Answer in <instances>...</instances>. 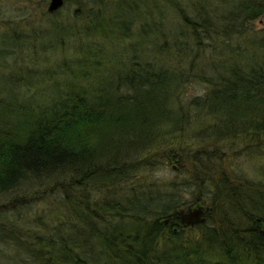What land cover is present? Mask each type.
<instances>
[{
    "label": "trees",
    "instance_id": "16d2710c",
    "mask_svg": "<svg viewBox=\"0 0 264 264\" xmlns=\"http://www.w3.org/2000/svg\"><path fill=\"white\" fill-rule=\"evenodd\" d=\"M45 2L41 23L0 10V195L59 213L33 236L0 213V264H264V182L218 159L264 157V0ZM162 159L180 181L132 184ZM209 188L183 228L181 190Z\"/></svg>",
    "mask_w": 264,
    "mask_h": 264
},
{
    "label": "rangeland",
    "instance_id": "374dc122",
    "mask_svg": "<svg viewBox=\"0 0 264 264\" xmlns=\"http://www.w3.org/2000/svg\"><path fill=\"white\" fill-rule=\"evenodd\" d=\"M38 1L39 0H33L32 2H26V0H0V10H5L8 14L15 16L16 18H20L25 13H31L33 15V20H34L33 22L41 23V22H44V20L39 19L40 9L37 8L39 6L36 5V2ZM47 3H48V0H46L45 2V9L47 7ZM74 9H75V6L67 7L65 5L64 6L65 12L63 11L64 12L63 16H66V17L64 19H68L69 18L68 16H71L68 14H71ZM37 16L39 17L37 18ZM254 23H255L256 29H261L264 27V22L261 19L256 20ZM50 55H51L50 56L51 61L48 63V67L52 68L53 66H55V69H56V65L59 64L63 55H61V52L59 51L58 53L50 52ZM54 74L56 78H58L59 82L61 83V79H62L61 75L58 74L56 71L54 72ZM47 80H48V83L52 84V80L51 81L50 79H47ZM186 91H187L186 95L190 96L191 94L201 92L202 89H199V86L198 87L190 86L189 89ZM221 153L223 157H220L218 159H219V162L222 168L226 170L228 169V171L231 174L236 175L238 177L240 176L245 181L250 180V182H254V183L259 182V181L264 182V157H257V158H245L242 156L231 157L229 154L228 148L222 150ZM161 162L156 163L154 167L142 168V170H140L139 172L135 174L134 179H133L134 183L132 182V184L136 185L142 182L148 185L154 182L156 184L161 185L163 183H167L175 179L177 181H180V178L177 177V174L179 172V163H175L174 161L170 162L169 160H165V159H162ZM186 166L188 165L186 164L185 167ZM184 178H186V176ZM208 190H209V193H207L208 197L205 199L193 196V194H191L188 189L181 190V196L183 200H187V201L184 205L180 206L178 210L180 208L187 209L190 206L196 207L198 205L201 206L203 210H205L206 208H209V210L204 213V217H205L204 222L208 223V220L206 219V217H208L209 215L208 213L212 210V207H210V200H209V197H211L212 191L210 188ZM102 194H104V192ZM98 196L100 197V194H98ZM53 198H54L53 195L45 196L42 194H38L35 198L29 199L31 201L30 208H29V214H26L24 206H22V209H20L19 207L16 208L17 205H19L18 203H16L17 205L15 206L16 208L15 209L11 205H7L6 203L7 199L4 198V196L0 195V213L6 212L7 213L6 221H8V223L16 222L17 223L16 225L19 226L21 232L25 233L26 230H30V232L28 231L27 232L29 235L32 234L33 236V233L39 232L36 227V223H35V218L37 216H39L41 213H44L46 216H48L51 210L59 213V209L56 210V204L55 202H53L54 200ZM112 198L113 197H110L109 195V199H112ZM43 220L46 222L48 221V218H43ZM52 220H56V217L54 215H52ZM52 220L48 224H50ZM8 225L9 224L5 226H8ZM185 232H190V231L188 230ZM191 232L194 235L195 229L193 228ZM194 237H196V235H194ZM0 247L4 250H8V247L6 248L2 244H0ZM11 249L12 248L10 247L9 251Z\"/></svg>",
    "mask_w": 264,
    "mask_h": 264
},
{
    "label": "water",
    "instance_id": "95a60500",
    "mask_svg": "<svg viewBox=\"0 0 264 264\" xmlns=\"http://www.w3.org/2000/svg\"><path fill=\"white\" fill-rule=\"evenodd\" d=\"M64 4V0H48L47 3V12L53 13L60 9ZM209 208L205 210L201 206L188 207L187 210L180 208L178 210V217L183 228H188L195 226L197 224L203 223L205 221L204 213L207 212ZM168 219H164L163 222L167 223ZM176 229L174 228V231Z\"/></svg>",
    "mask_w": 264,
    "mask_h": 264
},
{
    "label": "flooded vegetation",
    "instance_id": "af4514ba",
    "mask_svg": "<svg viewBox=\"0 0 264 264\" xmlns=\"http://www.w3.org/2000/svg\"><path fill=\"white\" fill-rule=\"evenodd\" d=\"M188 206H189V205H188ZM188 206H187V207H188ZM184 210H187V209H184ZM179 221H180V220H179Z\"/></svg>",
    "mask_w": 264,
    "mask_h": 264
}]
</instances>
